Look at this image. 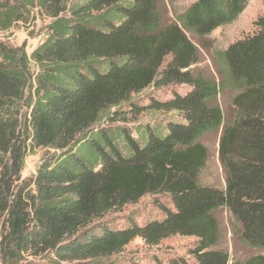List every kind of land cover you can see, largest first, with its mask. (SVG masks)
Here are the masks:
<instances>
[{
    "label": "trees",
    "instance_id": "16d2710c",
    "mask_svg": "<svg viewBox=\"0 0 264 264\" xmlns=\"http://www.w3.org/2000/svg\"><path fill=\"white\" fill-rule=\"evenodd\" d=\"M249 1L196 0L180 25L164 0H0V31L36 9L51 19L31 54L0 41L1 264L45 255L50 264H117L135 239L155 247L176 235L196 238L194 262L169 264H264V255L241 263L217 248V212L226 207L234 234L264 250V17L223 52L245 89L231 123L219 81L194 71L199 51L185 32L208 35ZM173 85L189 90L164 100L146 93ZM153 113L176 118L141 120ZM222 126L225 188L201 180L209 161L201 139ZM38 147L52 153L23 179ZM147 196L169 199L155 200L162 217L106 222Z\"/></svg>",
    "mask_w": 264,
    "mask_h": 264
},
{
    "label": "rangeland",
    "instance_id": "374dc122",
    "mask_svg": "<svg viewBox=\"0 0 264 264\" xmlns=\"http://www.w3.org/2000/svg\"><path fill=\"white\" fill-rule=\"evenodd\" d=\"M196 0H164L168 10L169 21L179 22L183 13ZM264 17V0H250L245 10L233 22L222 25L205 36H199L185 29L187 36L198 47L199 62L193 67L195 72H202L216 78L220 83L221 93L218 96V103L225 114V122L231 123L237 117L238 105L236 101L244 94L245 89L233 82L224 60L223 52L234 42L252 35L259 30L256 22ZM50 18L34 10L32 19L27 22H19L9 31H0V41L14 46L24 48L28 54L40 45L46 38V27ZM189 90L186 85H173L164 89L148 90L158 99H166L174 93L184 94ZM146 101L145 99H141ZM176 118L174 113H153L144 115L142 121L157 119L166 122ZM133 127L132 124H129ZM223 126L214 132L207 133L201 141L209 149V161L201 173V180L205 185L226 187V172L220 161L219 145L222 136ZM52 153L49 149L38 147L29 150L25 167L22 171L23 179H30L36 176L45 157ZM168 202L165 196L143 198L138 204L127 206L122 212L110 214L106 222L118 227L126 226L130 220L145 223L151 219L162 217V212L155 205V200ZM217 218L221 227V239L217 248L228 251L233 261L245 262L252 258L264 255V250L253 248L241 241L235 234L236 228L233 214L228 208L218 210ZM196 242L195 237L176 235L163 240L159 246H146L141 239H135L126 250L114 259L117 264H155L156 259L162 260L165 264L170 262L193 263L194 259L190 253ZM32 259V258H30ZM47 255L34 260L35 264H50ZM232 263V262H231ZM1 264V262H0Z\"/></svg>",
    "mask_w": 264,
    "mask_h": 264
}]
</instances>
